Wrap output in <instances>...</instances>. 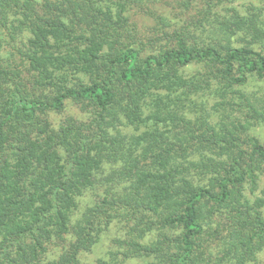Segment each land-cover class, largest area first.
<instances>
[{
    "label": "rangeland",
    "instance_id": "obj_1",
    "mask_svg": "<svg viewBox=\"0 0 264 264\" xmlns=\"http://www.w3.org/2000/svg\"><path fill=\"white\" fill-rule=\"evenodd\" d=\"M25 1H17L19 7L13 2L0 7V87L19 89L30 98L51 100L81 79L84 83L95 80L104 58L92 53L102 55L109 49L136 48L144 58L185 41L217 44L220 49L247 46L264 53V0H92L91 13L99 24H88L80 11V19L68 21L74 29L70 37L60 36L49 22L52 15L59 16L47 3L57 0H36L30 6ZM62 1L68 2L58 0L63 6ZM40 25L45 34L37 30ZM106 34L115 39L112 48L103 45ZM81 63L90 64L93 72L78 70ZM222 75L214 64L171 65L142 84L144 94L131 112L118 108L117 115L109 117L88 102L67 100L63 110L45 113L42 120L54 129L69 120L99 129L104 116L113 123L106 128L112 140H123L138 165H152L143 180L157 190V196L187 184L218 190L223 167L241 151L250 153L255 141L264 144V77L250 74L245 82L237 83ZM125 94L119 90L117 97ZM125 138L139 139L141 144L129 146ZM155 145L165 146L164 150L157 153ZM170 154L173 161L167 160ZM125 167L116 154L107 153L96 170L97 183L82 198L78 214L107 196L132 195L133 176ZM263 190L264 176L250 183L246 193L256 201L264 196ZM130 210L120 204L113 208L118 218L105 227L90 251L81 254L79 264H165L160 251L146 259H125L132 239L152 245L164 239V232L179 233L159 228L139 237V231L121 215ZM231 211L217 208L204 225L200 240L204 264H223L220 251L233 221ZM62 253L53 248L44 260L61 264ZM249 264H264V249Z\"/></svg>",
    "mask_w": 264,
    "mask_h": 264
},
{
    "label": "trees",
    "instance_id": "obj_2",
    "mask_svg": "<svg viewBox=\"0 0 264 264\" xmlns=\"http://www.w3.org/2000/svg\"><path fill=\"white\" fill-rule=\"evenodd\" d=\"M17 1L0 0V7L11 2L19 7ZM67 1H62L64 6L58 0L47 3L59 16L52 15L54 19L49 22L60 36L72 35L74 29L68 21L80 19V11L88 24H99L91 13L92 0ZM35 3L26 0L23 4ZM37 30L46 33L41 25ZM114 40L112 34H106L103 45L112 48ZM92 55L104 58L96 79L90 83L81 79L51 100L0 87V264H49L44 259L53 248L64 251L61 264H79L81 254L90 251L105 227L118 218L113 208L119 204L131 207L121 215L139 231V237L159 228L179 230L177 235L162 233L164 239L152 245L130 240L125 259H146L160 251L165 264H204L200 240L204 225L218 208L233 213L220 263L249 264L256 260L264 249V196L253 201L246 192L250 183H258L264 176V144L255 141L250 153L241 151L225 165L218 190L187 184L157 196V190L143 180L152 165H138V158L126 151L123 140H112L107 129L113 123L104 116H116L118 108L131 112L133 106L138 107L144 94L142 84L160 76L165 67L214 64L221 68L223 78L241 83L250 74L264 77V53L247 46L220 49L217 44L200 46L182 41L176 48L144 58L136 48ZM80 66L78 70H94L90 64ZM135 85L139 86L136 91ZM122 89L126 94L119 99L117 92ZM67 100L88 102L103 111L99 129L77 120L54 129L49 121L42 120L45 113L63 110ZM125 140L132 147L141 144L139 139ZM164 147L155 145L154 150L158 153ZM107 153L126 163L125 169L133 176L129 183L132 195L107 196L78 214L82 198L97 183L96 170ZM173 159V155L167 156L168 161Z\"/></svg>",
    "mask_w": 264,
    "mask_h": 264
}]
</instances>
